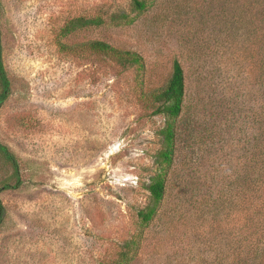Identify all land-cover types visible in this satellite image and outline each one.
<instances>
[{"label":"rangeland","instance_id":"obj_1","mask_svg":"<svg viewBox=\"0 0 264 264\" xmlns=\"http://www.w3.org/2000/svg\"><path fill=\"white\" fill-rule=\"evenodd\" d=\"M2 1L11 90L0 141L17 156L22 184L0 193V264H102L137 235L127 264H264V191L240 183L261 127L264 5L140 0L148 6L139 11L135 0ZM80 16L104 23L65 34ZM93 40L138 52L144 69L94 52L85 45ZM176 59L186 96L175 159L162 206L143 227L138 212L150 201L166 121L150 94ZM11 173L0 159V186Z\"/></svg>","mask_w":264,"mask_h":264},{"label":"trees","instance_id":"obj_2","mask_svg":"<svg viewBox=\"0 0 264 264\" xmlns=\"http://www.w3.org/2000/svg\"><path fill=\"white\" fill-rule=\"evenodd\" d=\"M254 5H264V0H250ZM135 5L139 11H144L147 4L144 1L135 0ZM4 11L3 1L0 0V107L7 100L10 94L11 81L6 71L3 60V47L1 41V20ZM264 13V9L262 11ZM126 18V15L123 17ZM128 18V17H127ZM133 19H128L131 22ZM104 23L102 17L88 18L80 16L72 19L64 28V33L69 34L77 29L88 26H99ZM258 26H264L263 20H258ZM257 38L260 40V51H264V32L257 33ZM88 45L94 52L105 54L120 65H136L138 69L143 70L145 67L144 58L138 52L117 48L103 40L89 41ZM73 45H65L67 51H73ZM260 82L264 78V52L260 54ZM264 83V81H262ZM147 94V93H146ZM155 102V112L163 114L166 117L164 126L160 130L162 137L161 148L155 156L156 169L150 179L148 189L150 191L149 203L138 212V216L143 227L150 225L152 220L157 216L162 203L164 201L169 174L172 169L175 151H176V135H177V120L183 111V104L186 96V78L184 68L181 62L176 59L173 63L172 74L168 82L156 89L150 94ZM257 120L260 123V131L257 136V142L253 155L246 161L244 173L240 178V183L251 180L254 182L249 185L248 190L261 189L264 191V103L259 105V110L256 112ZM0 159L7 161L12 167V173L9 179H4L0 186V193L4 189L18 188L22 184L20 162L14 152L8 145L0 141ZM243 169V168H242ZM245 188V184L243 186ZM244 193L243 201L247 200ZM249 200V199H248ZM243 203H247L244 201ZM5 215V207L0 198V225L3 222ZM140 247V235L134 236L130 241H127L123 250L118 254L113 261L103 262L102 264H127L131 262L138 253Z\"/></svg>","mask_w":264,"mask_h":264}]
</instances>
